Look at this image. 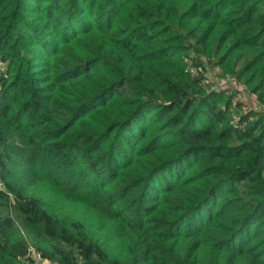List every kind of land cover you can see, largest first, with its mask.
<instances>
[{
  "label": "trees",
  "instance_id": "obj_1",
  "mask_svg": "<svg viewBox=\"0 0 264 264\" xmlns=\"http://www.w3.org/2000/svg\"><path fill=\"white\" fill-rule=\"evenodd\" d=\"M261 104L264 0H0V264H264Z\"/></svg>",
  "mask_w": 264,
  "mask_h": 264
},
{
  "label": "rangeland",
  "instance_id": "obj_2",
  "mask_svg": "<svg viewBox=\"0 0 264 264\" xmlns=\"http://www.w3.org/2000/svg\"><path fill=\"white\" fill-rule=\"evenodd\" d=\"M209 69L206 72V74H208L209 77L208 81L210 83L211 81L214 82L212 85L215 86L216 82H219L221 80L219 79V77L214 75V72H218V70H215V68L212 67H209ZM225 94L231 95L234 98V100L239 98L242 104L241 105L242 111H247L250 108L256 107L255 97L251 92H249L248 88H246L243 82L238 80L237 78L229 81V88L226 90ZM32 264H50V263L47 260H41L38 257H36Z\"/></svg>",
  "mask_w": 264,
  "mask_h": 264
},
{
  "label": "built area",
  "instance_id": "obj_3",
  "mask_svg": "<svg viewBox=\"0 0 264 264\" xmlns=\"http://www.w3.org/2000/svg\"><path fill=\"white\" fill-rule=\"evenodd\" d=\"M235 78L234 77H231V78H228V79H222V80H220L219 82H216V86H221V85H223L224 84V87H226V86H228L227 88H226V90L229 88V81L230 80H234ZM255 97V96H254ZM255 103L259 106V102L256 100V98H255ZM242 107V106H241ZM260 107L261 108H264V104H261L260 105ZM38 257V256H37ZM32 264V263H31Z\"/></svg>",
  "mask_w": 264,
  "mask_h": 264
}]
</instances>
